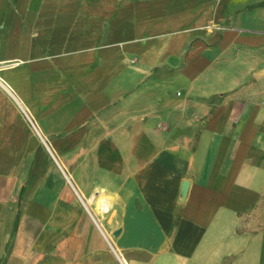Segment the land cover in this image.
<instances>
[{"label":"crops","instance_id":"obj_1","mask_svg":"<svg viewBox=\"0 0 264 264\" xmlns=\"http://www.w3.org/2000/svg\"><path fill=\"white\" fill-rule=\"evenodd\" d=\"M260 2L0 0V264H264Z\"/></svg>","mask_w":264,"mask_h":264},{"label":"water","instance_id":"obj_2","mask_svg":"<svg viewBox=\"0 0 264 264\" xmlns=\"http://www.w3.org/2000/svg\"><path fill=\"white\" fill-rule=\"evenodd\" d=\"M186 188H187V181H183L182 187H181V196L182 197H184V195H185Z\"/></svg>","mask_w":264,"mask_h":264},{"label":"trees","instance_id":"obj_3","mask_svg":"<svg viewBox=\"0 0 264 264\" xmlns=\"http://www.w3.org/2000/svg\"><path fill=\"white\" fill-rule=\"evenodd\" d=\"M262 3H264V2H260V3H258V4H262ZM16 221H17V220H15V224H14V228H13V230H15V228H16Z\"/></svg>","mask_w":264,"mask_h":264},{"label":"bare ground","instance_id":"obj_4","mask_svg":"<svg viewBox=\"0 0 264 264\" xmlns=\"http://www.w3.org/2000/svg\"><path fill=\"white\" fill-rule=\"evenodd\" d=\"M97 208V207H96Z\"/></svg>","mask_w":264,"mask_h":264}]
</instances>
